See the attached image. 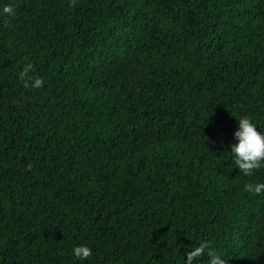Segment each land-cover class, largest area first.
<instances>
[{
	"label": "trees",
	"instance_id": "obj_1",
	"mask_svg": "<svg viewBox=\"0 0 264 264\" xmlns=\"http://www.w3.org/2000/svg\"><path fill=\"white\" fill-rule=\"evenodd\" d=\"M70 4L0 0V264H264V167L228 147L264 133V0Z\"/></svg>",
	"mask_w": 264,
	"mask_h": 264
},
{
	"label": "clouds",
	"instance_id": "obj_2",
	"mask_svg": "<svg viewBox=\"0 0 264 264\" xmlns=\"http://www.w3.org/2000/svg\"><path fill=\"white\" fill-rule=\"evenodd\" d=\"M75 4L76 0H71L70 6H74ZM3 14L6 16H14L15 8L12 5H5ZM31 67V65H27L20 73L19 78L24 82V87H43V80L40 78L32 80V78L29 77L28 80H25ZM238 122V130L233 136L237 143L230 144L228 147L239 173L244 176H251L256 170L264 167V133L257 131L256 126L248 118H241ZM244 190L254 195H260L264 193V183L246 184ZM209 247L207 242H202L191 251H187L185 253L186 259L184 264H194V261L204 255L205 250ZM73 255L78 260H86L92 255V251L89 247L81 245L74 247ZM207 256L209 257L208 264H226L225 259L215 251H207Z\"/></svg>",
	"mask_w": 264,
	"mask_h": 264
},
{
	"label": "rangeland",
	"instance_id": "obj_3",
	"mask_svg": "<svg viewBox=\"0 0 264 264\" xmlns=\"http://www.w3.org/2000/svg\"><path fill=\"white\" fill-rule=\"evenodd\" d=\"M10 27V26H9ZM44 85V83H43ZM41 88L28 87L24 92H21L16 96V99L20 105L26 110L31 112H41L46 108V104L40 95ZM152 139H147L146 143H152Z\"/></svg>",
	"mask_w": 264,
	"mask_h": 264
}]
</instances>
